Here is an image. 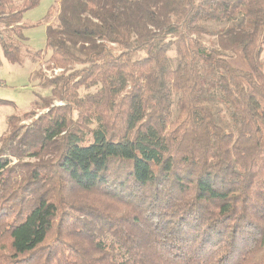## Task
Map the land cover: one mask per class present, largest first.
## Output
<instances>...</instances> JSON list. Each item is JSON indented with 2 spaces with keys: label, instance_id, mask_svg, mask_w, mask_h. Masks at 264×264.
I'll use <instances>...</instances> for the list:
<instances>
[{
  "label": "trees",
  "instance_id": "16d2710c",
  "mask_svg": "<svg viewBox=\"0 0 264 264\" xmlns=\"http://www.w3.org/2000/svg\"><path fill=\"white\" fill-rule=\"evenodd\" d=\"M39 1L0 0L62 69L0 136V264H264V0H58L31 52Z\"/></svg>",
  "mask_w": 264,
  "mask_h": 264
},
{
  "label": "rangeland",
  "instance_id": "374dc122",
  "mask_svg": "<svg viewBox=\"0 0 264 264\" xmlns=\"http://www.w3.org/2000/svg\"><path fill=\"white\" fill-rule=\"evenodd\" d=\"M16 6H20L25 0H13ZM58 0H40L38 5L23 14L22 22L28 26L23 31L26 38V47L31 52L43 51L46 40V25L57 24V8ZM2 28L0 27V30ZM7 31H3L4 35L9 36ZM13 36V35H12ZM205 42H210L214 47H221L222 36L214 34L203 37ZM15 41V39H14ZM222 48V47H221ZM232 58L229 59L230 64L234 68L245 69L240 51L233 50ZM170 59L175 58V52L172 49L168 52ZM49 51L43 52L42 56L36 62L25 58L20 65L12 64L2 56L0 50V100L7 101L11 104L0 105V136L6 132V118L8 116L22 114L23 111L29 110L37 96H49L50 90L43 89L40 86V80L32 77V73L40 70L44 78L50 79L58 75L62 69L50 68L48 62ZM262 64L264 68V50L261 54ZM42 80V79H41ZM208 80V79H207ZM210 82V80H208ZM96 88L78 90V94L82 96L85 93H93ZM59 101H55L54 105H61ZM46 110L37 112L29 119H24L18 123L19 127H27L39 115L45 113ZM26 161H29L28 159Z\"/></svg>",
  "mask_w": 264,
  "mask_h": 264
},
{
  "label": "crops",
  "instance_id": "0c3cea01",
  "mask_svg": "<svg viewBox=\"0 0 264 264\" xmlns=\"http://www.w3.org/2000/svg\"><path fill=\"white\" fill-rule=\"evenodd\" d=\"M25 36V35H24Z\"/></svg>",
  "mask_w": 264,
  "mask_h": 264
}]
</instances>
